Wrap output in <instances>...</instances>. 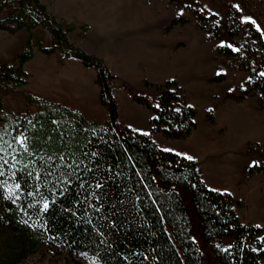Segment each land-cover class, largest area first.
Segmentation results:
<instances>
[{
	"label": "trees",
	"instance_id": "obj_1",
	"mask_svg": "<svg viewBox=\"0 0 264 264\" xmlns=\"http://www.w3.org/2000/svg\"><path fill=\"white\" fill-rule=\"evenodd\" d=\"M10 4H16L17 13L0 17V30L46 28L51 43L38 44V50L46 55L61 50L93 67L98 100L108 116L104 122L87 119L32 94L27 101L36 105L33 115L0 112V264H17L37 253L44 257L47 247L84 264H203L188 208L217 264H264V228L239 219L229 192L208 187L196 160L158 146L149 134L119 121L113 75L101 57L69 41L75 26L40 0H0V10ZM231 11L238 13L234 7ZM193 13L202 22L207 19ZM246 24L264 47L259 31ZM27 45L16 67H0V87H7L0 100L26 83L23 64L33 56L29 40ZM240 51L252 55L254 48L246 42ZM157 88V105L142 94L132 98L150 111L149 123L164 137L187 138L196 128L195 108L175 80ZM252 89L264 94V74L256 66L249 87L231 97L240 101ZM259 168L264 172V162Z\"/></svg>",
	"mask_w": 264,
	"mask_h": 264
},
{
	"label": "rangeland",
	"instance_id": "obj_2",
	"mask_svg": "<svg viewBox=\"0 0 264 264\" xmlns=\"http://www.w3.org/2000/svg\"><path fill=\"white\" fill-rule=\"evenodd\" d=\"M40 1L75 26L68 33L71 43L104 60L113 75L111 91L119 121L149 134L158 146L196 160L207 186L232 195L239 219L264 228V172L259 168L264 162V94L252 89L240 101L231 97L249 87L252 67L264 74V47L251 37L246 24L250 22L264 42V4L259 0ZM17 10L16 4H10L0 10V17ZM193 10L204 15L205 22ZM175 20L181 21L172 23ZM51 39L41 25L15 32L0 30V67H16L27 41L33 46V56L23 64L26 83L1 95L0 112L33 115L36 105L27 101L32 94L104 122L108 113L98 100L95 69L61 50L48 55L40 52L38 44L49 46ZM246 42L254 48L252 55L240 51ZM167 80L176 81L184 100L196 111V128L185 139H169L153 129L150 111L132 98L134 93L142 94L157 105V85ZM6 88L0 87V93ZM188 214L203 264H217L189 208ZM17 264L84 262L47 247L44 257L37 253Z\"/></svg>",
	"mask_w": 264,
	"mask_h": 264
},
{
	"label": "crops",
	"instance_id": "obj_3",
	"mask_svg": "<svg viewBox=\"0 0 264 264\" xmlns=\"http://www.w3.org/2000/svg\"><path fill=\"white\" fill-rule=\"evenodd\" d=\"M208 187H210V186H208ZM210 188H212V187H210ZM186 205L188 206V195L187 194H186Z\"/></svg>",
	"mask_w": 264,
	"mask_h": 264
}]
</instances>
